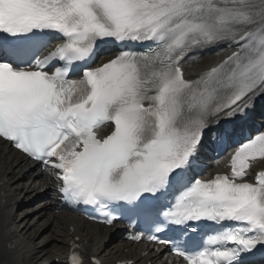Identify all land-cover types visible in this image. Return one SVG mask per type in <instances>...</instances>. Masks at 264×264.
Segmentation results:
<instances>
[{"label":"snow or ice","instance_id":"1","mask_svg":"<svg viewBox=\"0 0 264 264\" xmlns=\"http://www.w3.org/2000/svg\"><path fill=\"white\" fill-rule=\"evenodd\" d=\"M109 41L120 49L107 62L71 78L74 62ZM223 42L226 60L185 79V56ZM257 92L264 0H0V140L48 168L70 206L99 208L103 223L123 210L152 217L156 232L175 227V240L159 242L185 264H264V171L245 179L264 161V122L237 139ZM221 115L231 127L213 129ZM105 121L110 134L97 138ZM209 132L232 151L230 175L205 181L190 173ZM204 221L220 246L197 247Z\"/></svg>","mask_w":264,"mask_h":264},{"label":"bare ground","instance_id":"2","mask_svg":"<svg viewBox=\"0 0 264 264\" xmlns=\"http://www.w3.org/2000/svg\"><path fill=\"white\" fill-rule=\"evenodd\" d=\"M212 48L215 51L202 54L197 58L195 69L185 73L189 76L187 78L193 79L203 71L215 66L218 59H215L217 56L214 52L223 51L221 58H224L232 51L228 42H223L217 48ZM263 95L257 92L250 103L255 104ZM32 178L33 180H31ZM20 179L31 181L27 186L26 183H22L19 187L16 184L17 187L13 188V184ZM46 179L49 178L44 174L30 170L22 156L17 153L10 155V149L0 142V261L3 264H39L42 258L46 260L47 264H55V259L61 258L65 254L66 244L74 236L80 238L81 250L88 256L99 259L102 264H116L122 260H133L135 264H159V262L160 264H169L162 259V253L152 251L147 245L127 242L115 244L122 238L113 228L91 226L73 215L55 213L51 200L45 201L41 207L42 212L35 213L32 218L28 217L30 212H26L25 216L22 215L27 222L20 230H17L14 225L19 222V216H13L14 208L17 206L16 198L22 195L28 201L31 198L39 197L38 189L46 188L45 191L49 189ZM37 182L38 185L35 188ZM54 218L59 224L53 221ZM44 223L47 224L44 226ZM50 227L53 230L50 236L53 235L54 239L47 237L45 244L38 247L34 241ZM48 239L55 243L54 247L52 244L48 246ZM170 264L179 263L172 261Z\"/></svg>","mask_w":264,"mask_h":264},{"label":"rangeland","instance_id":"3","mask_svg":"<svg viewBox=\"0 0 264 264\" xmlns=\"http://www.w3.org/2000/svg\"><path fill=\"white\" fill-rule=\"evenodd\" d=\"M35 192H36V190H35ZM34 204H37V202H35ZM26 208H28V211H30L29 210V207L28 206H24V207H22L21 209H20V211L21 212H16V214L18 215H21V214H23L24 212H25V209ZM40 204H37V206H34V207H32V210H38V212L40 211ZM36 210V211H37ZM25 221L26 220H24L23 219V221H21V222H18L17 224H16V226L17 227H19V229L20 228H22V226L25 224ZM53 221H56L58 224H59V222L57 221V219L56 218H54V220ZM48 223V222H47ZM47 223H44L43 225L45 226ZM42 224V223H41ZM43 226V227H44ZM48 232V233H47ZM53 232V230H52V228L50 227V228H48V229H46L43 233H41V235L38 237V239L36 240V241H34V243H36V245H39V246H42L44 243H45V241L47 240V237H51L52 238V240L54 239V237H53V235H51L50 236V233H52ZM37 234H38V232H37ZM49 235V236H48ZM49 241H48V243H49V245L48 246H50L51 244L53 245V244H55V243H53V241L51 240V239H48ZM116 243H117V241H116ZM120 243V242H119ZM118 243V244H119ZM34 246H35V244H34ZM38 246V247H39ZM55 245H53V247H54ZM45 262H46V260H45ZM44 262V259L42 260V263H40V264H44L45 263Z\"/></svg>","mask_w":264,"mask_h":264}]
</instances>
